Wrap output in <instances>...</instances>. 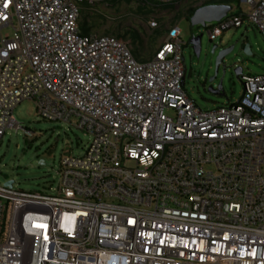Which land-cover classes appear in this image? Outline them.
Listing matches in <instances>:
<instances>
[{
  "label": "built area",
  "instance_id": "1",
  "mask_svg": "<svg viewBox=\"0 0 264 264\" xmlns=\"http://www.w3.org/2000/svg\"><path fill=\"white\" fill-rule=\"evenodd\" d=\"M117 1L0 0V142L23 101L91 137L62 158L54 194L0 186V264H264V75L241 74L235 103L199 109L177 26L144 62L80 30L81 4ZM239 2L246 19L206 24L209 41L244 21L264 37V0Z\"/></svg>",
  "mask_w": 264,
  "mask_h": 264
},
{
  "label": "rangeland",
  "instance_id": "2",
  "mask_svg": "<svg viewBox=\"0 0 264 264\" xmlns=\"http://www.w3.org/2000/svg\"><path fill=\"white\" fill-rule=\"evenodd\" d=\"M228 5L231 7L228 16L246 19L248 5L239 0H230ZM80 8L78 23L84 34L120 38L128 43L134 58L141 62L153 56L164 39L165 29L169 25L177 26L180 42L183 43V89L203 111L235 103L240 98L242 80L235 75L236 68H240L243 75H264V37L245 21L240 28H231L221 37L209 41L205 28L191 26L189 2L167 9H157L140 0H122L108 5L83 3ZM152 19L159 23L156 30L148 29V22ZM1 33L11 36L13 31L7 27ZM198 34H202L201 50L196 57L189 42L193 35ZM244 43L249 44L251 55L244 54ZM213 45H218V48L211 54ZM230 47L233 49L222 59L215 75L217 53ZM219 84L223 93H212L210 89L216 90ZM12 114L19 128L6 129L0 142V186L12 181L14 191L43 196L54 194L62 158L81 156L91 141L90 135L73 123L40 118L30 101L21 102Z\"/></svg>",
  "mask_w": 264,
  "mask_h": 264
},
{
  "label": "water",
  "instance_id": "3",
  "mask_svg": "<svg viewBox=\"0 0 264 264\" xmlns=\"http://www.w3.org/2000/svg\"><path fill=\"white\" fill-rule=\"evenodd\" d=\"M231 11V7L229 5H216V4H206L203 6L198 7L197 9L194 10L192 13L191 17L189 18L190 24L192 27H201L204 28L206 24H211V23H218L220 22L223 18L227 16V14ZM201 37L202 34L198 35H193V37L190 40V46L193 50V53L196 57H199L200 55V50H201ZM218 45H213L211 49V54L217 50ZM233 47L227 48V49H221L215 58V75L217 72V68L219 64L221 63L222 59L231 52ZM243 52L246 55H251L250 51V46L247 43L243 44ZM234 73L236 76H240L242 74V70L240 68H236L234 70ZM214 75V76H215ZM213 78L210 79V81ZM210 91L214 94H222V88L221 84L218 85L216 90H211ZM12 181L7 182L5 185L7 187L12 186Z\"/></svg>",
  "mask_w": 264,
  "mask_h": 264
},
{
  "label": "crops",
  "instance_id": "4",
  "mask_svg": "<svg viewBox=\"0 0 264 264\" xmlns=\"http://www.w3.org/2000/svg\"><path fill=\"white\" fill-rule=\"evenodd\" d=\"M229 1L230 0H190L189 4L190 7L206 5V4L228 5Z\"/></svg>",
  "mask_w": 264,
  "mask_h": 264
},
{
  "label": "flooded vegetation",
  "instance_id": "5",
  "mask_svg": "<svg viewBox=\"0 0 264 264\" xmlns=\"http://www.w3.org/2000/svg\"><path fill=\"white\" fill-rule=\"evenodd\" d=\"M192 13L190 14L189 18L191 17Z\"/></svg>",
  "mask_w": 264,
  "mask_h": 264
},
{
  "label": "trees",
  "instance_id": "6",
  "mask_svg": "<svg viewBox=\"0 0 264 264\" xmlns=\"http://www.w3.org/2000/svg\"><path fill=\"white\" fill-rule=\"evenodd\" d=\"M191 13H193V11H191ZM191 13H190V14H191Z\"/></svg>",
  "mask_w": 264,
  "mask_h": 264
},
{
  "label": "snow or ice",
  "instance_id": "7",
  "mask_svg": "<svg viewBox=\"0 0 264 264\" xmlns=\"http://www.w3.org/2000/svg\"><path fill=\"white\" fill-rule=\"evenodd\" d=\"M6 6V5H5Z\"/></svg>",
  "mask_w": 264,
  "mask_h": 264
}]
</instances>
